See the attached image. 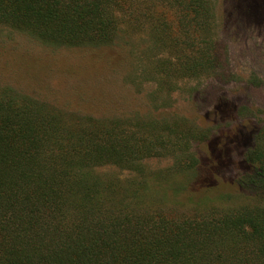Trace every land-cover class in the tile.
Instances as JSON below:
<instances>
[{
    "label": "trees",
    "instance_id": "obj_1",
    "mask_svg": "<svg viewBox=\"0 0 264 264\" xmlns=\"http://www.w3.org/2000/svg\"><path fill=\"white\" fill-rule=\"evenodd\" d=\"M229 6L244 23L264 22V0ZM0 26L54 48L125 46L148 88L146 111L107 117L0 84V264H264V197L202 212L236 191L209 195L190 148L211 134L165 110L183 82L230 76L216 0H0ZM159 156L172 160L159 174L185 177L176 194L189 183L206 190L192 211L165 208L168 189L148 185L159 174L146 162ZM240 162L237 188L264 196V126Z\"/></svg>",
    "mask_w": 264,
    "mask_h": 264
},
{
    "label": "rangeland",
    "instance_id": "obj_2",
    "mask_svg": "<svg viewBox=\"0 0 264 264\" xmlns=\"http://www.w3.org/2000/svg\"><path fill=\"white\" fill-rule=\"evenodd\" d=\"M229 4L230 0H216L220 50L225 73L230 76L222 81L210 77L183 82L165 109L169 115L185 117L211 134L208 140L190 148L198 159L201 177L209 178L213 184L209 195L236 191L230 198L206 200L199 206L202 212L256 204L264 197L241 184L238 188L235 185L237 175L245 167L240 162L241 154L254 133L264 126V22L244 23L229 9ZM235 18L240 19L238 23ZM145 38L140 33L134 41ZM127 52L120 44L92 49L54 48L25 32L0 26V84L7 83L64 109L96 116L127 117L133 112L146 111L148 102L145 79L139 71L135 73L133 58ZM221 101L233 107L231 116L225 117L218 110ZM226 153L223 164L216 162L220 154ZM171 163L165 156L146 162L154 175L160 170L167 173ZM105 171L120 173L112 166ZM162 173L150 179L148 185L168 189L170 197L163 204L165 208L192 211L196 195L203 194V186L189 183L176 194L185 177L178 174L169 178ZM131 176L127 171L121 173L122 178Z\"/></svg>",
    "mask_w": 264,
    "mask_h": 264
}]
</instances>
